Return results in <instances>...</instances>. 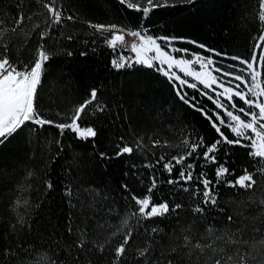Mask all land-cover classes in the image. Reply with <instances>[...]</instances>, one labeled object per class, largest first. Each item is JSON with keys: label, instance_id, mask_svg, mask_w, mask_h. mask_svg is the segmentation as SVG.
Here are the masks:
<instances>
[{"label": "trees", "instance_id": "1", "mask_svg": "<svg viewBox=\"0 0 264 264\" xmlns=\"http://www.w3.org/2000/svg\"><path fill=\"white\" fill-rule=\"evenodd\" d=\"M57 3L62 5L65 15L76 18L73 22L65 21L60 31L65 35L74 33L77 39L71 42L45 41L54 55L46 66L43 86L39 91V106L44 110L51 109L47 113L49 118L57 119V111L68 112L85 99L90 89L97 88L101 101L109 105V111L85 116L82 121L84 125L94 126L97 130L95 146L91 139H77L70 131L60 137L54 127L38 129L36 132L24 128L7 143L0 145V264H20V257L24 255L21 248L29 246L33 256L36 250L47 252L53 259H57L58 264L59 261L64 264H112L111 250L123 237L118 235L112 238L104 254L92 248L91 241L99 244L109 240L115 227L107 225L117 226L121 217L135 208L131 200L133 194L142 197L147 193L151 183L150 171L143 164L146 159H155L150 153L146 156L137 152L131 156L115 158L120 137H124V142L128 144H134L139 137H143L145 143L149 138H159L172 145L180 143L183 138L181 133L203 136L208 144L218 138L201 113L182 103L172 85L160 73L142 66L115 71L111 66L112 51L100 37L91 35L92 29L87 27V22L116 24L133 29L143 27L154 37L183 38L174 43L176 47L188 49L189 53L214 56L229 63L236 62L233 57L249 59L253 54V43L259 42L253 40L260 26L259 0H196L191 6L178 3L175 7L153 10L147 19H143L142 12L121 5L119 0H57ZM21 10L25 16L34 12L47 14L37 0H0V20L4 21L3 26L11 27L13 18ZM33 19L42 21L44 16L36 15ZM42 27L46 25L42 24ZM9 38L11 59H23L27 63L33 58L39 43L35 33L23 51L19 50L24 42L23 35L8 33L5 39ZM93 39L96 40L95 44L91 43ZM84 40L89 42L85 44L82 42ZM190 41L223 55L217 56ZM67 51L73 54L68 56ZM185 91L189 99L196 96L200 104L212 110L213 105L197 91ZM225 133L232 138L230 132L225 130ZM58 138L61 140L62 151L55 143ZM154 151L157 156L161 153L171 156L177 155L180 149L160 147ZM248 151L238 146L229 149L228 167L234 169L237 175L241 174L245 166L253 170ZM100 153H106L111 158L101 159ZM219 159L221 162L225 159L223 148ZM214 168V165H210L205 171L209 176H214ZM157 171L161 174L160 184L154 192L155 201L158 203L169 199L171 203H182L185 207L179 211L178 217L172 214L166 219L155 218L140 223L131 218L129 227L133 229V238L128 245L127 259L122 264H140L136 259L137 250L145 247L149 239L141 223L144 227L150 228L156 224L164 229L157 239L165 246L170 243L169 236L180 238L173 239L171 243L181 242L183 235L199 239L209 224L217 229L216 235H220L226 226L232 230L240 226H229L226 216L243 207L238 204L248 195L243 190H240L241 195H233L232 189L221 188L220 207L225 211L216 209L206 213V218L194 217L191 209L199 201L193 199L190 192L180 190L178 185L164 183L168 176L162 167L152 170ZM197 171L200 169L197 168ZM46 180L54 184L51 191H46ZM68 182L78 188L99 189L108 199L102 200L95 212L88 208L82 209L79 204L73 208L65 202L67 198L63 195V185ZM123 185H127V191ZM255 191L258 195L264 193V177L260 178ZM81 199L86 200V195L81 193ZM18 200L22 204L26 200L27 204L16 207ZM108 208L115 211L109 213ZM20 215L30 221V230L27 227L21 228L17 223ZM70 215L74 229L84 224L88 226L90 243L86 249L91 251H81L72 245L75 237L69 236L66 231ZM241 219L245 225L241 237L248 241L254 237L259 239L260 234L253 229L260 222ZM97 222L105 226L97 228ZM181 229L189 230L182 233ZM218 244L228 251L233 250L231 245L223 242ZM4 249H8V255L3 254ZM13 252L18 255H12ZM159 254L157 247L153 255ZM198 264H205V257H201Z\"/></svg>", "mask_w": 264, "mask_h": 264}, {"label": "snow or ice", "instance_id": "2", "mask_svg": "<svg viewBox=\"0 0 264 264\" xmlns=\"http://www.w3.org/2000/svg\"><path fill=\"white\" fill-rule=\"evenodd\" d=\"M37 3L46 10V15L34 12L25 16L21 10L13 18L11 27L3 26L4 21L0 20V145L7 143L24 128L36 132L38 129L54 127L58 130L60 137L70 131L77 139L83 141L91 139L95 146L97 130L94 126L84 125L82 121L85 116H95L97 113L104 114L109 111V105L101 101L97 88L90 89L85 99L74 105L68 112L57 111L55 113L57 119L49 118L47 113L51 112V109L44 110L39 106V91L43 86L46 66L54 55L45 41L71 42L77 37L74 33L65 35L60 31L64 28L65 21L73 22L76 18L73 15H65L62 5H58L57 0H37ZM119 3L130 10L142 12L143 19H147L157 8L175 7L178 3L191 6L196 3V0H119ZM36 15H42L44 19L34 20L33 17ZM258 20L260 22L258 35L253 37V40L264 41V0H259ZM42 24L46 27H42ZM87 27L92 29L93 37H100L104 45L112 51L111 66L115 71L142 66L160 73L172 85L177 98L193 110L200 112L218 136L216 140L208 144L203 136L181 133L183 138L179 144L175 145L169 144L167 140L161 141L159 138H149V141L145 143L143 137H139L134 144H128L124 142V137H120V143L116 145L115 158L131 156L134 152L143 153L146 156L150 153L155 157L152 161L146 159L143 164V167L150 171L151 183L144 196L135 194L131 196L135 208L122 216L117 226L107 225L110 228L115 227L109 240L99 244L91 241L92 248L104 254L106 245L111 243V239L118 235L122 236L123 239L111 250L112 264H122V261L127 259L128 245L133 238V229L129 227L131 218H135L140 223L155 220V218L166 219L172 214L179 216V211L185 207L182 203L173 204L169 199L158 203L155 201L154 192L160 184L161 173L152 172V170L162 167L163 172H166L168 176L164 183L178 185L180 190L190 192L192 198L199 201L191 209L194 217L206 218V213L216 209L220 212L225 211L220 207L221 188L232 189L233 195H241L240 190L248 195L238 201V204H242L243 207H239L237 211L230 212L226 216L229 226L236 224L240 226L235 230L226 226L220 235H216L217 229L209 224L205 234L199 239L183 235L181 242L171 243L173 239L180 238L169 236L170 243L165 246L160 239H157L164 229L156 224L150 228L144 227L141 223L140 226L144 228V234L149 239L145 242V247L137 250L136 259L140 261V264H181V261L183 264H198L201 257H205V264H250V262L264 264V193L258 195L255 191L260 178L264 177V80H262V73L254 67L264 62V43H253V54L249 59L233 57V60L245 67L237 69L235 65H228L227 68L233 69L228 71L227 68L219 66L211 56L190 54L188 49L176 48L174 43L183 38L154 37L149 35L143 27L133 29L116 24L105 25L91 22H87ZM8 33L23 35L24 42L20 51L27 47L34 33L38 37L39 43L33 58L27 63L23 59L14 61L10 58L11 41L10 38L5 39ZM82 42L87 44L89 41ZM91 43L95 44L96 40L93 39ZM190 43L217 56L223 55L195 41ZM72 54L71 51H67L68 56ZM185 89L197 91L213 105L212 110L209 111L200 104L196 96L189 99ZM225 130L231 133L232 138L226 135ZM55 143L62 151L61 140L58 138ZM225 146L228 147L225 148ZM237 146L248 149L247 156L253 162V170L250 171L245 166L239 175L234 169L228 167L227 159L229 149ZM160 147H174L180 149V152L177 155L169 156L161 153L157 156L154 150ZM222 148L225 156L223 162L219 159ZM100 158L110 159L111 157H108L106 153H100ZM210 165L215 166L214 176H209L205 171ZM133 167L136 166L133 165ZM197 168L200 171H197ZM28 175L31 176L32 173L29 172ZM44 183L46 191L54 188L51 180H46ZM123 188L127 191V185H123ZM81 193L86 195V200L81 199ZM63 195L67 198L65 202L71 207L75 208L79 204L82 209L88 208L93 212L102 200L108 199V196L102 194L99 189L78 188L71 182L63 185ZM26 204V200L23 204L19 200L16 201V207ZM252 205L255 207H251ZM107 211L111 213L115 209L108 208ZM241 218L260 222L259 226L253 229L260 234L259 239L254 237L248 241L241 237L245 227ZM17 223L21 228L27 227L30 230L32 227L30 221H26L23 215L19 216ZM104 226L100 222L96 224L97 228ZM188 230L181 229V232ZM66 231L69 236L75 237L72 245L81 251H91L86 249V245L90 243L89 228L86 224L74 229L70 215ZM218 242L231 245L233 250H226ZM157 247L160 254L154 256L153 253ZM30 249L31 246L21 248L24 255L20 257V264H58L57 259H53L47 252L36 250L33 256ZM3 254L8 255V249H4ZM11 254L18 255L16 252ZM59 264L64 262L59 261Z\"/></svg>", "mask_w": 264, "mask_h": 264}, {"label": "rangeland", "instance_id": "3", "mask_svg": "<svg viewBox=\"0 0 264 264\" xmlns=\"http://www.w3.org/2000/svg\"><path fill=\"white\" fill-rule=\"evenodd\" d=\"M258 43H264V41H259ZM175 46V44H174ZM176 47V46H175ZM176 48H179V47H176ZM257 54H259V50H257ZM201 56H204V55H201ZM204 57H209V55L207 56H204ZM190 58V57H189ZM211 58L221 67H225L227 68L228 65H235L237 69L239 68H242V67H245L244 65H241L238 63V61L236 62H233V63H227V62H224V61H221L219 60L218 58H215L213 56H211ZM254 67L257 68L258 71H260L262 73V80H264V62H261L259 65H254ZM228 71H232L233 69L231 68H227ZM247 71V70H246ZM226 79V78H225ZM236 83V82H234Z\"/></svg>", "mask_w": 264, "mask_h": 264}]
</instances>
